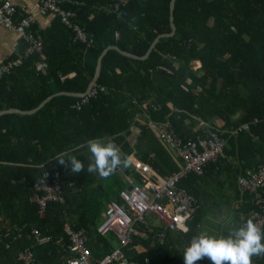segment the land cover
Returning a JSON list of instances; mask_svg holds the SVG:
<instances>
[{"label":"trees","instance_id":"16d2710c","mask_svg":"<svg viewBox=\"0 0 264 264\" xmlns=\"http://www.w3.org/2000/svg\"><path fill=\"white\" fill-rule=\"evenodd\" d=\"M169 1L130 0L125 15L118 17L104 8L109 0H62L61 7L74 10L80 26L93 35L90 45L73 40L72 31L55 14L44 29L33 24L41 36V49L21 57L0 78V110H29L53 96L33 113L0 115V264H24L18 252L25 249L35 264H65L70 239L64 225L67 222L86 234L88 194L99 204L120 202L118 192L128 181L119 172L102 176L87 171L92 163L89 139L113 142L122 156L135 149L136 158L160 174L180 170L181 164L165 150L155 131L137 120L141 105L148 100L152 101L149 118L169 121L183 141L204 135L203 128L187 126L195 116L205 121L216 117V123L209 125L225 141L222 153L205 165L203 175L189 172L182 179L195 204L199 205V194L189 186H198L210 170L220 174L227 168L233 171L232 189L246 195L232 234L256 210L253 196L241 190L239 178L248 177L264 156V0H175L174 35L160 37L146 58L110 48L101 58L93 84L97 93L87 103L73 107L78 97L55 94L84 92L97 57L107 45L143 55L157 34L170 31ZM20 16L15 14L17 19ZM25 46H20L17 56ZM195 60L201 63L197 69L192 67ZM153 73L166 83H156ZM244 124L247 127L241 128ZM65 154L83 162L81 172L57 162ZM106 177L116 182L113 192L99 188ZM41 184L58 188L56 198L46 200L43 208L38 203L46 194ZM94 235L102 252L112 250L116 237L112 232ZM133 259L138 264H176L169 241L155 242L136 252ZM251 260L264 264V256Z\"/></svg>","mask_w":264,"mask_h":264},{"label":"built area","instance_id":"2783aa9c","mask_svg":"<svg viewBox=\"0 0 264 264\" xmlns=\"http://www.w3.org/2000/svg\"><path fill=\"white\" fill-rule=\"evenodd\" d=\"M61 1L40 0V8L45 13L58 15L72 29L75 38L86 41L90 45L92 34L71 21L75 11L62 8ZM129 1L109 0L105 9L114 12L118 17H123ZM13 13L14 6L9 1H0V23L14 28L22 36L26 46L20 56L0 64V78L18 65L21 57L41 48L40 38H35L31 33L32 17H21L14 23ZM168 57L174 59L175 56L169 54ZM99 89L103 90L104 87L100 86ZM97 90L92 86L86 94L75 101L73 107L79 108L81 104L87 103L90 97L95 96ZM143 120L148 128L155 131L159 139L175 150L181 163L180 170L170 172L162 178L144 177L138 181L131 177L127 178L130 187L120 189L118 192V197L122 202L116 199L108 201L102 214V220L95 228L96 232L102 235L112 232L119 246L99 258L91 257L83 231H75L69 223L65 222L64 229L70 239L68 246L70 256L67 257L65 264H128L122 252L123 248L132 243L136 235L143 238L152 231L151 226H147L152 218L158 221L164 229L187 230V223L193 217L197 205L194 195L188 191L182 179L189 172L202 174L205 165L222 153L225 141L208 124L203 127L202 137L183 141L176 136L169 121L156 122L149 119L147 115L146 118L143 117ZM246 127L247 124L241 126V128ZM239 184L242 191H247L253 196L256 206V210L249 214L242 225L251 219L262 230L264 226V156L248 177L239 178ZM39 187L46 190V194H43L38 201L40 207L43 208L46 200L56 198L58 188L51 189L46 184H41ZM32 233L37 236L36 229H33ZM162 235L161 232L157 233L159 238ZM38 240L39 242L44 241L43 238H38ZM18 256L24 264H35L28 249L19 251Z\"/></svg>","mask_w":264,"mask_h":264},{"label":"crops","instance_id":"0c3cea01","mask_svg":"<svg viewBox=\"0 0 264 264\" xmlns=\"http://www.w3.org/2000/svg\"><path fill=\"white\" fill-rule=\"evenodd\" d=\"M0 1H9L14 6V13H13L14 23H16L21 17H25V16L32 17L33 21L30 28H31V33L34 35L35 38L38 37L41 38V36L39 32H37V30L33 28V24L34 23L36 24L35 26L37 29L40 28L44 29L51 23L52 19L55 16L52 13H45L41 10L39 4L40 0H0ZM16 12L20 13L21 15L18 19L15 17V14H17ZM59 19L61 20L60 17ZM75 19H76V12L75 15L72 17L71 21L79 24ZM61 22L64 23L62 20ZM66 26L69 27L68 25ZM69 29L72 31L70 27ZM72 33H73V40L87 43L86 41L78 40L77 38H75L73 31ZM23 44L26 45L25 41L14 28L6 27L4 24L0 23V64L8 61L14 55L17 56V54L20 51L19 50L20 46ZM194 64L195 67H193ZM200 65L201 63L199 60H195L192 62V67L194 69L199 68ZM151 78L156 83H161V84L166 83L157 73H153L151 75ZM239 89L241 92H243V94H246V90L242 86H239ZM166 98L167 97L164 96L165 102L170 104V98L167 101ZM213 104L214 102L211 105ZM149 106L150 105L147 103H145V105L142 104L141 105L142 112L137 116V118L140 117L144 113V111H146V114H149L150 112ZM236 115H238V113ZM138 121L142 122L143 117L140 118V120L138 119ZM216 121H217L216 117L213 116L207 119V121L202 120L199 117L195 116L192 122L188 123L187 126L197 130V129H202L206 124L209 125L211 123H216ZM155 137L164 146L165 150L171 155L173 160L176 163H180V160L175 150L170 148L165 142L159 139L157 135ZM117 149L121 153L120 148L118 147ZM129 155L132 157V162L127 167L128 168L127 173H123L120 167H117L112 173L114 172L121 173V175L124 177L126 181H128L127 180L128 177H131L135 181H138L144 177L162 178L164 176V174H160L158 171L154 170L153 168L149 167L142 161L138 160L135 156V149H133V151ZM230 161L234 162V160H230ZM234 163L235 164H233V166L237 167L236 162ZM211 171L212 170L208 172L207 174L208 176L206 175V177L202 180V182H200L198 186L195 184L189 186L193 193L199 194L198 197L200 199V202L194 212L193 217L187 223L188 226L187 230L182 231L181 229H172V228L164 229L158 221L154 220L153 218L150 219L147 226H151L152 231L146 237L143 238H141L140 235H136L134 242H132L133 244H135V247L128 249L126 247L125 249H123L122 252L125 254L124 256L126 257L127 261L130 260L132 264H138V262L133 259V256L136 252L142 249H147L155 242L161 245L163 243L167 244V242L169 241V248L172 250L174 262H176V264H183L184 248L188 246L191 242V239L197 236L199 233L206 232L209 235H214L217 237H228L229 235L232 234L233 228L236 227L235 224L237 222V218H236L237 213H239V209L243 203V197L245 194L242 192L241 195L237 194L236 191L233 190L232 187L230 186L229 182H230V175L233 172L232 169L226 168L222 170L220 174H216V172L214 171H212L213 172L212 173ZM112 173L110 175H112ZM116 187H117L116 182L112 180V178L110 177H106L104 180V185L99 186L100 190L106 188L109 189L111 192H113V190H115ZM128 187H129V183L127 184L126 188ZM87 200L89 205V208L87 210V217L89 220V224L87 229L88 233L86 231L85 234L86 244L94 251V257L99 258L104 254V252H102L100 244L95 238L94 234L97 233L95 227L101 222L102 214L105 210L107 203L104 200H102L104 201L103 204L97 203L90 194H88ZM120 202L122 201L120 200ZM158 232L163 233L161 238L157 237ZM118 246L119 243L115 237L113 248ZM97 250L99 251L98 253H96ZM95 253L98 255H95ZM145 260L148 261L147 258ZM195 264H210V262L207 258H204L195 262Z\"/></svg>","mask_w":264,"mask_h":264},{"label":"clouds","instance_id":"9594fccd","mask_svg":"<svg viewBox=\"0 0 264 264\" xmlns=\"http://www.w3.org/2000/svg\"><path fill=\"white\" fill-rule=\"evenodd\" d=\"M86 143L92 160L87 166L90 173L97 172L102 176H108L117 167L126 168L132 162V157L122 156L111 141L89 139ZM57 162L75 173L81 172L84 168L83 162L73 155L65 154ZM253 256H264V233L249 219L228 237L199 233L184 248L183 264H195L204 258H207L210 264H252Z\"/></svg>","mask_w":264,"mask_h":264},{"label":"water","instance_id":"95a60500","mask_svg":"<svg viewBox=\"0 0 264 264\" xmlns=\"http://www.w3.org/2000/svg\"><path fill=\"white\" fill-rule=\"evenodd\" d=\"M174 3L175 0H170L169 1V25H170V31L168 32H163V33H159L157 34L154 39L151 41V43L149 44L147 50L145 51V53L143 55H136L132 52H128L125 51L121 48H119L117 45H107L106 47H104L102 49V51L100 52V54L97 57L96 60V65H95V71H94V75L91 79V81L88 83L87 88L84 92H68V91H59L56 92L55 94H67V95H71V96H76V97H80L84 94H86L88 92V90L92 87V85L95 83L97 77L99 76L100 73V67H101V58L103 56V54L110 48L116 49L118 50L120 53L133 57V58H140V59H144L148 56L149 52L152 50V48L155 46L156 42L158 41V39L160 37H167V36H171L174 35L175 31H176V26L173 20V8H174ZM53 95H49L47 96L45 99H43L36 107L29 109V110H21L18 108H7V109H2L0 110V115L3 113H8V112H17V113H33L35 112L37 109H39L47 100H49ZM130 187V186H129Z\"/></svg>","mask_w":264,"mask_h":264},{"label":"bare ground","instance_id":"6f19581e","mask_svg":"<svg viewBox=\"0 0 264 264\" xmlns=\"http://www.w3.org/2000/svg\"><path fill=\"white\" fill-rule=\"evenodd\" d=\"M39 4H40V3H39ZM75 20H76V19H75ZM50 24H51V23H50ZM26 57H28V56H26ZM45 103H46V102H45ZM257 109H258V108H257ZM258 110H259V109H258ZM252 113H253V112H252ZM245 117H246V116H245ZM260 121H261V120H260ZM238 125H239V124H238ZM257 125H258V124H257ZM127 126H128V125H127ZM234 128H235V127H234ZM139 133H140V132H139ZM138 137H139V136H138ZM246 137H247V136H246ZM244 138H245V137H244ZM127 140H128V139H127ZM147 140H148V139L146 138V141H147ZM146 141H145V143H146ZM245 141H247V140H245ZM156 145H157V144H156ZM247 145H248V144H247ZM146 149H147V148H146ZM146 151H147V150H146ZM227 153H228V152H227ZM142 159H143V158H142ZM150 159H152V158H150ZM146 161H148V159H147ZM149 161H150V160H149ZM163 165H164V164H163ZM170 165H171V164H170ZM208 166H209V165H208ZM166 168H167V167H166ZM167 169H168V168H167ZM121 170H122V169H121ZM211 172H212V171H211ZM211 172H210V173H211ZM212 173H213V172H212ZM207 174H208V173H207ZM202 175H203V174H202ZM227 175H228V174H227ZM227 175H226V176H227ZM190 176H191V175H190ZM192 176H194V175H192ZM207 176H208V175H207ZM110 178H111V177H110ZM197 178H198V177H197ZM214 179H215V178H214ZM222 179H223V178H222ZM227 179H228V178H227ZM234 179H235V178H234ZM117 180H118V179H117ZM188 180H189V179H188ZM95 181H96V180H95ZM118 182L120 183V181H118ZM189 182H190V181H189ZM199 182H200V181H199ZM211 182H212V181H211ZM95 183H96V182H95ZM123 183H124V182H123ZM190 183H191V182H190ZM215 183H216V182H215ZM217 183H218V182H217ZM229 183H230V182H229ZM196 184H197V183H196ZM218 184H219V183H218ZM234 184H235V183H234ZM220 185H221V184H220ZM92 186H93V185H92ZM230 186H231V185H230ZM93 187H94V186H93ZM231 187H232V186H231ZM234 188H235V187H234ZM112 189H113V188H112ZM216 189H217V188H216ZM92 192H93V191H92ZM115 194H116V193H115ZM195 196H196V195H195ZM214 196H215V195H214ZM245 196H246V195H245ZM245 196H244V197H245ZM199 200H200V199H199ZM212 205H213V204H212ZM230 205H231V204H230ZM246 206H247V205H246ZM252 208H253V207H252ZM245 209H246V208H245ZM245 209H244V210H245ZM82 210H83V209H82ZM204 211H205V210H204ZM82 212H83V211H82ZM207 212H208V211H207ZM68 213H69V212H68ZM233 215H234V214H233ZM234 216H235V215H234ZM234 219H235V218H234ZM203 220H204V219H203ZM207 221H208V220H207ZM198 223H199V222H198ZM240 223H241V222H240ZM240 223H239V224H240ZM153 224H154V223H153ZM233 224H234V223H233ZM235 225H236V224H235ZM238 226H239V225H238ZM167 232H168V231H167ZM232 232H233V231H232ZM94 233H95V232H94ZM192 234H193V233H192ZM192 234H191V235H192ZM193 236H194V235H193ZM187 237H188V235H187ZM193 238H194V237H193ZM193 238H192V239H193ZM169 239H170V238H169ZM192 239H191V240H192ZM163 244H164V243H163ZM54 263H55V262H54Z\"/></svg>","mask_w":264,"mask_h":264},{"label":"rangeland","instance_id":"374dc122","mask_svg":"<svg viewBox=\"0 0 264 264\" xmlns=\"http://www.w3.org/2000/svg\"><path fill=\"white\" fill-rule=\"evenodd\" d=\"M93 42H94V38H93V36H92V42H91V43H93ZM91 43H90V44H91ZM193 67H195V64H194ZM145 103L149 104L150 106L152 105V101H151V100H148V101H146ZM145 103H144V105H145ZM145 114H146V111H144V113H143L141 116L144 117V118H146V115H145ZM141 116L138 117L137 120H138V119L140 120V118H142ZM133 242H134V241H133ZM126 247H127V249H128V248H134V247H135V244H133V243H129ZM126 247H124L123 249H125ZM98 252H99V251L97 250L96 253H98ZM96 253H95V255H98V254H96Z\"/></svg>","mask_w":264,"mask_h":264}]
</instances>
